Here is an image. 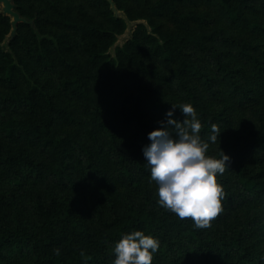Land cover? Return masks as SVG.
I'll use <instances>...</instances> for the list:
<instances>
[{"label":"trees","instance_id":"obj_1","mask_svg":"<svg viewBox=\"0 0 264 264\" xmlns=\"http://www.w3.org/2000/svg\"><path fill=\"white\" fill-rule=\"evenodd\" d=\"M176 1L156 0L150 10L154 13L171 8L179 33L165 37L163 43L148 37L154 41V56L169 65L179 55V62L168 71L147 66H142V70L176 92L184 103L193 105L202 123L203 140L208 139L213 124L221 131L219 139L209 142L206 154L220 158L223 150L230 157L228 168L217 175L225 193L223 211L208 227L196 228L191 218L181 219L157 204V185L150 182L142 147L150 143L148 133L159 127L146 120L143 107L161 114L165 121V114L172 107L154 98L153 90L142 85L141 80L135 82L137 93L126 117L129 124H135L133 137L141 155L128 152L116 133L101 123L109 139L103 150L113 166L108 169L89 145L75 136L55 133L53 124L59 111L51 95L35 82L25 94L16 91V73L25 72L14 63L11 52L1 51V58L8 65L3 67L0 83L15 93L0 96V107L16 115L4 119L0 126L1 137L10 142H0V264H112L115 243L134 230L159 239L152 264H264V246L259 247L254 241L259 217L246 216L255 204L264 211V109L253 111L252 123L243 125V135L226 136L220 128L221 114L209 112L198 87L190 81L197 80L208 95L218 98L215 86L221 79L235 105L255 108L253 88L264 94V0H204L213 7V15L179 12ZM104 2L108 5V1ZM219 20L224 28H218ZM119 22L124 24L122 19ZM227 28L237 35L226 33ZM45 43L46 39L40 38L38 56L49 65ZM221 44L233 51L236 64L224 60ZM198 53L207 56L213 73L201 64ZM93 56V60L97 59L96 53ZM114 63L115 60L109 61L106 74L111 75ZM70 66L74 76L65 80L64 88L72 96L91 100L82 68ZM36 92L45 98L46 110L44 117L33 123L18 112L38 116ZM108 94L116 97L109 84ZM64 112L71 122H81L73 113ZM174 118L181 122L184 119L176 109ZM18 139L31 142L36 150L15 151L13 142ZM71 150H76L79 169L71 161ZM37 152L48 153V157L43 160ZM114 179L131 195L124 198L115 194L118 198L108 196L102 203L89 187L114 193ZM82 198L84 206L80 203ZM228 219L235 220L238 228H222Z\"/></svg>","mask_w":264,"mask_h":264},{"label":"rangeland","instance_id":"obj_2","mask_svg":"<svg viewBox=\"0 0 264 264\" xmlns=\"http://www.w3.org/2000/svg\"><path fill=\"white\" fill-rule=\"evenodd\" d=\"M11 1L14 10L20 12V17L24 21L17 25L14 37H12L13 17L3 12V5L0 3V52H11L14 63L25 72L24 74L18 70L16 73V91L25 94L35 82L37 87L51 95L59 111L53 124L55 133L75 136L89 145L96 151L98 157L106 162L108 169H113L104 154L109 139L101 123L109 127L111 132L116 133L118 138L125 143V149L128 152L141 155L139 144L133 137L135 124H129L126 121V117L132 111V98L137 93L135 83L137 80H141L142 85L153 90L154 98L168 102L171 107L176 105L179 115L184 118V114L178 108L181 103H184L183 99L176 92L166 89L159 79L142 70V66H147L168 71L175 68L179 62V55H176V61L169 65L154 56L152 54L154 41L148 37V35L156 37L163 43L165 37L179 33L171 8L165 7L153 13L150 6L156 0H111V2L106 0L108 5L104 2L105 0ZM175 7L182 13L214 14L213 7L204 0H177ZM119 19H122L124 24L120 23ZM224 27V23L219 20L218 28ZM226 33L237 35L229 28ZM15 37L17 39L13 42ZM40 38L46 39L44 46L49 65L38 56ZM220 46L225 51L224 60L233 65L236 64L233 51L226 45L221 44ZM93 53L97 55L95 60H93ZM197 57H200L201 64L213 73L207 56L204 53H198ZM111 60H115V63L110 70L111 75H108L106 73H109V69L107 71L104 69L108 67ZM71 64L82 68L83 82L89 90L91 100L72 96L64 88L65 80L74 76ZM7 65L8 63L0 56V77L4 74L3 67ZM122 73H124V79L121 78ZM246 73L245 70L242 71L244 76ZM190 81L198 87L209 112L221 114L220 128L226 136L243 135L246 131L243 125L252 123L253 111L264 109V94L255 88H253V94L257 97L255 108L253 106L240 107L228 98V90L223 80L218 79L215 86L219 90L218 98L208 95L197 80L192 78ZM108 84L116 93V97L108 94ZM248 85L251 86V84ZM14 93L0 83V96ZM35 96L37 98L35 106L39 110L37 117L18 112V115H23L25 120L33 123H36L39 117L43 118L46 110L45 98L38 92ZM64 111L73 113L75 117L81 119V122H71L65 116ZM143 112L146 120L155 126L161 127L158 122L165 121L161 114L154 113L145 107H143ZM15 115L0 107V126L4 119ZM0 142L4 145L10 143L1 135ZM13 143L15 151L20 148L36 150L27 140L18 139ZM37 154L43 160L48 157V153L37 152ZM71 161L79 169L81 162L77 158L76 150H71ZM253 164H257L256 158H253ZM114 183L116 185L114 193L99 188H89L102 203L108 196L111 199L118 198L115 194L126 198L130 192L116 179ZM80 203L85 205L83 198ZM246 216L249 219L259 217L260 225H258V234L256 232L254 241L257 246H264L263 207L260 204L252 205L251 209L247 210ZM235 222L233 219H228L226 225H221V227L230 230L233 227L238 228ZM249 227L252 230L253 225Z\"/></svg>","mask_w":264,"mask_h":264},{"label":"clouds","instance_id":"obj_3","mask_svg":"<svg viewBox=\"0 0 264 264\" xmlns=\"http://www.w3.org/2000/svg\"><path fill=\"white\" fill-rule=\"evenodd\" d=\"M176 105L166 112L161 127L148 133L149 144L142 147L150 182L155 181L157 204L179 218H191L196 228H206L223 211V185L217 175L228 168L230 157L222 150L220 158L207 155L209 142L219 139L221 131L213 124L207 140L200 135L201 120L190 103L178 108L183 121L174 118ZM160 241L142 230L125 233L115 243L112 264H152ZM59 254V249H55Z\"/></svg>","mask_w":264,"mask_h":264},{"label":"water","instance_id":"obj_4","mask_svg":"<svg viewBox=\"0 0 264 264\" xmlns=\"http://www.w3.org/2000/svg\"><path fill=\"white\" fill-rule=\"evenodd\" d=\"M109 1L111 2V0ZM0 3L3 5V12L13 17L12 26L14 30L12 32V37H14L17 25L24 20L20 17V14L14 10V5L11 0H0Z\"/></svg>","mask_w":264,"mask_h":264}]
</instances>
